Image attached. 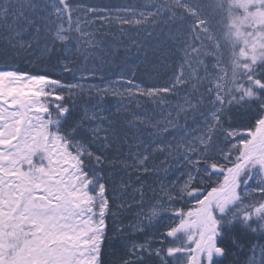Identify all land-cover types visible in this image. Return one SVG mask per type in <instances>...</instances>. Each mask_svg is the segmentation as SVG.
<instances>
[{
    "label": "snow or ice",
    "instance_id": "6c2138e0",
    "mask_svg": "<svg viewBox=\"0 0 264 264\" xmlns=\"http://www.w3.org/2000/svg\"><path fill=\"white\" fill-rule=\"evenodd\" d=\"M0 264H264V0H0Z\"/></svg>",
    "mask_w": 264,
    "mask_h": 264
},
{
    "label": "trees",
    "instance_id": "16d2710c",
    "mask_svg": "<svg viewBox=\"0 0 264 264\" xmlns=\"http://www.w3.org/2000/svg\"><path fill=\"white\" fill-rule=\"evenodd\" d=\"M84 3L89 5H99V6H122V5H135L140 0H83ZM109 40H113L112 36L108 37ZM118 39V38H117ZM125 41L127 42V38H125ZM123 47L120 48V56H123ZM135 51V50H133ZM151 55L149 56V60H151ZM141 60H143V56H141L140 60H137L135 56L132 57L129 65L124 70L127 71L128 68H131L133 71L136 72V80L137 82H143L145 84H153V83H161L164 79H166L165 76V69L164 68H153L151 63H142ZM19 67L22 70H28L32 67L31 64L28 63L27 60H20L18 62ZM122 60L118 57L115 61H113L110 65H106L103 68V72L106 75L107 79L109 81H116L119 79L118 73L121 72V66ZM135 65V66H134ZM88 68H93V65L89 64ZM79 75V73H77ZM128 76H131V71H128ZM99 82V81H97ZM110 103L112 105H115V101L111 100ZM129 145L124 144L122 145V150L125 151V154L127 153Z\"/></svg>",
    "mask_w": 264,
    "mask_h": 264
}]
</instances>
